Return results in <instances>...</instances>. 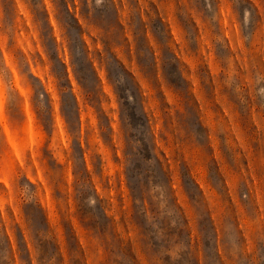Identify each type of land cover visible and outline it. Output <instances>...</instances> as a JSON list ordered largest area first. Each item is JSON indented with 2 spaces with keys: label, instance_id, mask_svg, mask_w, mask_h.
I'll use <instances>...</instances> for the list:
<instances>
[{
  "label": "rangeland",
  "instance_id": "374dc122",
  "mask_svg": "<svg viewBox=\"0 0 264 264\" xmlns=\"http://www.w3.org/2000/svg\"><path fill=\"white\" fill-rule=\"evenodd\" d=\"M0 264H264V0H0Z\"/></svg>",
  "mask_w": 264,
  "mask_h": 264
}]
</instances>
